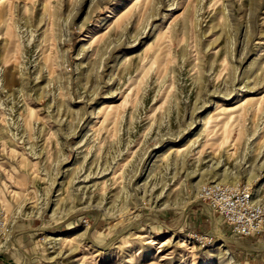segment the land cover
I'll return each instance as SVG.
<instances>
[{
    "label": "rangeland",
    "instance_id": "rangeland-1",
    "mask_svg": "<svg viewBox=\"0 0 264 264\" xmlns=\"http://www.w3.org/2000/svg\"><path fill=\"white\" fill-rule=\"evenodd\" d=\"M209 182L264 206V0H0V264H264Z\"/></svg>",
    "mask_w": 264,
    "mask_h": 264
},
{
    "label": "built area",
    "instance_id": "built-area-1",
    "mask_svg": "<svg viewBox=\"0 0 264 264\" xmlns=\"http://www.w3.org/2000/svg\"><path fill=\"white\" fill-rule=\"evenodd\" d=\"M198 199L203 201L212 213L222 217L235 234L249 236L259 234L263 229L264 206L254 200L253 191L247 185L204 183L198 190ZM11 232V224L0 204V252L5 250Z\"/></svg>",
    "mask_w": 264,
    "mask_h": 264
}]
</instances>
